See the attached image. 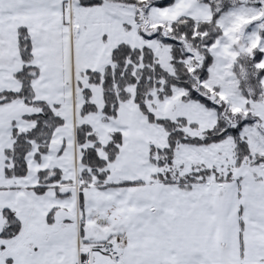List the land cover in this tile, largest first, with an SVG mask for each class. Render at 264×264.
Masks as SVG:
<instances>
[{"label":"snow or ice","instance_id":"1","mask_svg":"<svg viewBox=\"0 0 264 264\" xmlns=\"http://www.w3.org/2000/svg\"><path fill=\"white\" fill-rule=\"evenodd\" d=\"M0 264H264V0H0Z\"/></svg>","mask_w":264,"mask_h":264},{"label":"trees","instance_id":"2","mask_svg":"<svg viewBox=\"0 0 264 264\" xmlns=\"http://www.w3.org/2000/svg\"><path fill=\"white\" fill-rule=\"evenodd\" d=\"M241 3H242V0H235V4L232 3V0H220V11L221 12L227 11L228 9L235 7L237 5H240ZM217 15H219V13H217ZM258 78L259 77H256V78L251 77V80L254 82V85H256V81L258 80ZM255 87L258 91L259 87H257V86H255ZM252 96H254V95L252 94ZM253 100H255V98H253Z\"/></svg>","mask_w":264,"mask_h":264},{"label":"rangeland","instance_id":"3","mask_svg":"<svg viewBox=\"0 0 264 264\" xmlns=\"http://www.w3.org/2000/svg\"><path fill=\"white\" fill-rule=\"evenodd\" d=\"M240 5H237V6H240ZM237 6H235V7H237ZM248 30L251 31L252 30V27L250 26ZM241 62H244V61H241ZM248 84L253 88V95L254 96H252V99L253 98L257 99L258 98V94L260 92V89L258 90L259 91L258 92L257 89H256V87H255L256 85H254V82L251 80V77L249 78ZM241 88H242L243 94L245 96H248L249 93L247 92L246 88L244 87V84L241 85Z\"/></svg>","mask_w":264,"mask_h":264}]
</instances>
